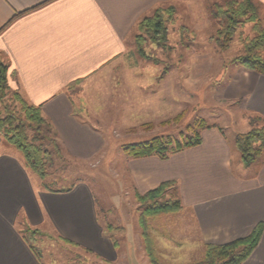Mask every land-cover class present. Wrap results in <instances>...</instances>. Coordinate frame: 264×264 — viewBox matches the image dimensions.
<instances>
[{
    "label": "crops",
    "instance_id": "0c3cea01",
    "mask_svg": "<svg viewBox=\"0 0 264 264\" xmlns=\"http://www.w3.org/2000/svg\"><path fill=\"white\" fill-rule=\"evenodd\" d=\"M207 1L214 0H0V62L9 67V86L41 107L65 157L91 161L106 149L105 133L88 120L70 85L118 62L137 24L156 7ZM254 2L264 9V0ZM252 73L243 71L250 84L243 101L249 115L264 119V75ZM248 125L240 134L251 130ZM237 135L214 126L203 131L200 145L167 159H126L134 195L174 183L200 253L206 245L247 238L264 224V157L246 167ZM24 227L54 232L105 261L120 257L87 182L47 187L18 151L0 142V264H47L34 240L24 238ZM242 264H264V230Z\"/></svg>",
    "mask_w": 264,
    "mask_h": 264
},
{
    "label": "rangeland",
    "instance_id": "374dc122",
    "mask_svg": "<svg viewBox=\"0 0 264 264\" xmlns=\"http://www.w3.org/2000/svg\"><path fill=\"white\" fill-rule=\"evenodd\" d=\"M230 1L233 0L156 7L146 17L158 9H173L172 20L166 25L169 33L165 47L148 43L145 50L149 58L141 56L136 46L137 24L133 39L128 41V52L118 62L72 88L88 120L105 133L107 146L91 161L55 158L50 176L44 181L47 187L57 189L87 182L96 195L105 228L119 246L120 257L116 262L105 261L65 242L54 232L39 230L31 239L44 262L195 264L204 259L206 246L200 253L194 242L195 227L189 216L183 215V209L150 217L153 251L145 244L140 216L146 203L142 205L134 195L126 162L130 157L124 147L154 138L183 144L197 133L202 137L205 129L214 126L232 138L249 128L250 117L256 116L249 115L243 101L250 84L244 77L245 69L233 61L244 55L243 41L254 37V23L240 27L229 49L222 52L217 40L219 23L214 15L218 7ZM259 15L263 21V8ZM9 77L8 71V86ZM9 89L15 91L10 86ZM0 108L4 106L0 104ZM0 142L4 143L2 137ZM176 189L169 188L159 201H176Z\"/></svg>",
    "mask_w": 264,
    "mask_h": 264
},
{
    "label": "trees",
    "instance_id": "16d2710c",
    "mask_svg": "<svg viewBox=\"0 0 264 264\" xmlns=\"http://www.w3.org/2000/svg\"><path fill=\"white\" fill-rule=\"evenodd\" d=\"M261 7L254 0H233L224 7H218L214 18L219 23L218 47L222 52L229 49L237 30L247 23H254V37L243 41L244 55L233 63L241 65L248 71L264 75V17L260 20ZM173 9H158L153 15L145 17L138 23L139 35L136 46L141 56L149 58L145 47L151 43L157 47H165L168 42L167 22L172 20ZM168 20L164 19L165 16ZM9 67L0 62V139L20 153L25 166L42 180L50 176V169L55 158L65 157L63 147L53 125L46 120L41 107L28 104L18 91H11L8 86ZM82 81L70 85L72 90ZM252 129L235 137V145L241 155V161L250 167L264 157V119L250 117ZM199 129H205L201 127ZM202 143L199 133L185 143L171 139L154 138L150 142L132 144L124 147L125 154L132 159L158 156L167 159L169 156L185 149L196 147ZM174 183H164L145 195H137V200L146 207L140 216V226L145 244L152 250L149 235L148 219L162 213L178 212L183 209L181 202H160ZM144 207V206H143ZM264 230L259 224L247 238L236 240L226 245H206L204 259L195 264H242L258 245ZM24 238L36 237L39 230H23ZM66 242V241H65ZM69 243V242H67ZM70 244V243H69ZM73 245V244H72ZM148 250V252H151Z\"/></svg>",
    "mask_w": 264,
    "mask_h": 264
}]
</instances>
